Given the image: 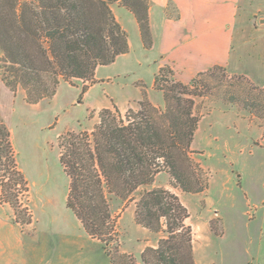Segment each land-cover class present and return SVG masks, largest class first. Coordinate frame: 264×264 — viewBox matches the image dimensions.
Here are the masks:
<instances>
[{"label": "rangeland", "instance_id": "1", "mask_svg": "<svg viewBox=\"0 0 264 264\" xmlns=\"http://www.w3.org/2000/svg\"><path fill=\"white\" fill-rule=\"evenodd\" d=\"M118 7L123 6L114 4L113 12ZM122 12L117 10L119 16ZM262 20L264 0L243 5L233 60L264 81ZM129 34L132 52L115 64L99 66L94 84L86 80L62 82L54 97L37 104L27 102L22 88L16 94L11 91L10 100L0 84V113L12 132L19 168L29 188V195L20 199L31 208L41 242L57 246L65 241L73 257L87 258L100 248L91 243L67 206L70 180L60 161L62 136L86 132L92 137L105 110L110 119L126 122L128 116L138 113L145 95L153 107L162 110L154 113L156 120L164 122V92L156 86L151 89L152 66L136 61L149 59L143 58L135 31ZM165 77L161 87L166 92L178 85L172 75ZM195 79L188 89L180 88L185 94L178 92L185 110L190 106L199 118L192 144L183 147L187 157L177 153L172 158L183 185L169 168H163L152 184L135 190L127 201L105 189L115 223L117 241L109 246V258L115 264H144L142 253L157 248L164 237V233L151 232L136 222L141 194L156 188L171 191L187 208L190 216L186 224L192 229L196 264H264V87L227 68H214ZM158 160L165 162L164 158ZM9 178L7 175L6 182L12 183ZM183 186L202 191L189 193ZM10 193H17L13 184Z\"/></svg>", "mask_w": 264, "mask_h": 264}, {"label": "trees", "instance_id": "2", "mask_svg": "<svg viewBox=\"0 0 264 264\" xmlns=\"http://www.w3.org/2000/svg\"><path fill=\"white\" fill-rule=\"evenodd\" d=\"M114 4L135 15L143 43L150 49L151 0H0L2 82L15 94L22 88L30 104L54 97L62 82L86 80L94 84L99 66L111 65L130 52L128 34L113 12ZM168 74L173 76L169 68H161L155 77V86L164 92L166 102L162 124L154 117L162 110L153 107L144 94L140 110L126 122L110 119L105 110L92 137L86 132H69L59 144L60 161L70 180L67 206L108 256L112 255L110 244L117 240L105 189L127 201L135 190L152 184L163 168H169L183 185L172 158L177 153L187 157L183 147L192 144L199 118L190 106L185 110L178 92L185 94L180 88L188 89L196 79L190 84L174 79L178 85L166 92L161 82ZM7 175L12 183L6 182ZM12 184L17 193H10ZM0 187V202L13 208L16 222L32 223L31 208L20 199L29 195L28 184L19 168L12 132L1 113ZM136 207L138 225L164 233L157 248L142 253L144 264H196L192 229L186 224L190 215L177 195L165 188L145 191Z\"/></svg>", "mask_w": 264, "mask_h": 264}, {"label": "crops", "instance_id": "3", "mask_svg": "<svg viewBox=\"0 0 264 264\" xmlns=\"http://www.w3.org/2000/svg\"><path fill=\"white\" fill-rule=\"evenodd\" d=\"M249 2L250 0H151L153 46L150 49L143 43L135 15L125 7H118L114 14L128 34L130 52L119 56L113 64L132 52L129 32L135 31V35L140 38V52L143 58L149 59L147 62L136 61L141 66L147 63V67L152 66L153 69L151 89H155V77L161 68H169L177 82L188 84L199 74L215 67L242 72L253 83L264 87V81L245 71L240 63L237 65L233 60L239 17L243 5ZM117 10L124 11L122 16L117 14ZM101 68L97 69L96 76ZM138 82L143 83V80L139 79ZM0 84L8 91L11 100V90L1 78ZM26 226L25 228L16 222L9 205L0 202V264H112L101 243L87 233L88 239L93 245H98L100 251L94 250L87 258L73 257L66 248L70 246L67 242H60L58 247L52 242H41L36 225L30 223Z\"/></svg>", "mask_w": 264, "mask_h": 264}]
</instances>
